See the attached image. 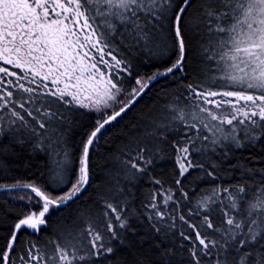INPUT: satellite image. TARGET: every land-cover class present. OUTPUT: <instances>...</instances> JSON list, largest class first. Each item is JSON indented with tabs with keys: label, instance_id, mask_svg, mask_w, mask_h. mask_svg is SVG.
<instances>
[{
	"label": "snow or ice",
	"instance_id": "obj_1",
	"mask_svg": "<svg viewBox=\"0 0 264 264\" xmlns=\"http://www.w3.org/2000/svg\"><path fill=\"white\" fill-rule=\"evenodd\" d=\"M261 145L264 0H0V264H264V168L211 158Z\"/></svg>",
	"mask_w": 264,
	"mask_h": 264
},
{
	"label": "trees",
	"instance_id": "obj_2",
	"mask_svg": "<svg viewBox=\"0 0 264 264\" xmlns=\"http://www.w3.org/2000/svg\"><path fill=\"white\" fill-rule=\"evenodd\" d=\"M178 89L175 87L173 81H164L162 83L157 84L155 87L151 89V91L143 97L142 101L138 104V106L135 108V110L131 111L127 118L121 123L120 128L110 132L104 139V141H101L100 149L98 150V154L100 157H103L105 155V150L107 147H109L108 144H106V141H111L114 137H117L121 134V129H123L126 125H128L134 117L138 116L142 110H145V106L147 105L149 108H155V107H162L164 102L172 100L175 95L177 94ZM223 149H218L217 154L215 156H212V159H215L221 168H223V171L220 172V179L217 180L216 183L221 184L222 186L224 184H227L231 180H239L241 176V168L242 167H253V168H264V145H261L260 147H257L255 149L251 148H242L239 150H235L233 152L228 153L227 158L223 157ZM101 166H106L104 164L103 160L99 161ZM14 174L9 175L8 177H0V181L7 182V183H14L16 182V178L19 176H25L27 174V177H30L32 175V172L29 171L28 167L26 166H20V165H14ZM167 171L168 173H171L172 169L171 167H168L167 169H157V172H164ZM103 177L104 173L101 171H97L96 175V183L93 184L92 187H90L87 191V194L84 196V199L81 201H78L77 204L72 205L71 208L66 209L63 212H60L58 215L52 216V223L55 228V222L62 217H65L67 215L75 214V211L78 207L81 208L83 211V204L87 203L90 200H97L100 199V197L97 195L98 192L102 193L104 189L103 184ZM167 178V177H163ZM257 179H259V176H257ZM203 183V181H201ZM169 185H165V187H168ZM205 187H210V185L205 184ZM152 186L148 183V181H144L142 184H137L135 187H129V191L132 193V196L129 197L131 202L135 205L136 209L142 210V202H147V197L149 193L152 191ZM10 195H5L3 193H0V203H3L5 200L10 199ZM13 203H20L19 200H14ZM15 211H19V208H16ZM64 225H61L60 228H64ZM59 231L60 229H56ZM49 231H53V229H49ZM138 232H145L147 231L146 228L137 226ZM27 239V238H26ZM50 239L48 236H42L41 241H46ZM43 246V245H42Z\"/></svg>",
	"mask_w": 264,
	"mask_h": 264
},
{
	"label": "rangeland",
	"instance_id": "obj_3",
	"mask_svg": "<svg viewBox=\"0 0 264 264\" xmlns=\"http://www.w3.org/2000/svg\"><path fill=\"white\" fill-rule=\"evenodd\" d=\"M11 196V195H10ZM17 200H18V198H17Z\"/></svg>",
	"mask_w": 264,
	"mask_h": 264
}]
</instances>
